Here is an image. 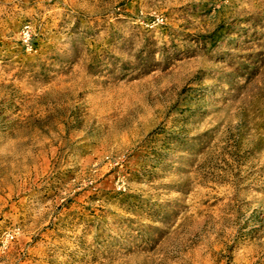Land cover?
<instances>
[{
	"label": "rangeland",
	"instance_id": "1",
	"mask_svg": "<svg viewBox=\"0 0 264 264\" xmlns=\"http://www.w3.org/2000/svg\"><path fill=\"white\" fill-rule=\"evenodd\" d=\"M0 264H264V0H0Z\"/></svg>",
	"mask_w": 264,
	"mask_h": 264
},
{
	"label": "bare ground",
	"instance_id": "2",
	"mask_svg": "<svg viewBox=\"0 0 264 264\" xmlns=\"http://www.w3.org/2000/svg\"><path fill=\"white\" fill-rule=\"evenodd\" d=\"M23 33H24V36H25V41L28 42V40H29V30H24Z\"/></svg>",
	"mask_w": 264,
	"mask_h": 264
}]
</instances>
